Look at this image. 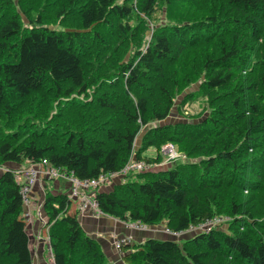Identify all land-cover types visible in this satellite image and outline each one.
Listing matches in <instances>:
<instances>
[{
    "label": "trees",
    "instance_id": "1",
    "mask_svg": "<svg viewBox=\"0 0 264 264\" xmlns=\"http://www.w3.org/2000/svg\"><path fill=\"white\" fill-rule=\"evenodd\" d=\"M178 94L187 118L162 122ZM166 143L186 160L122 173L162 162ZM42 159L117 176L92 193L121 221L182 231L229 216L121 245L126 264H264V0H0V165ZM68 206L48 191L42 202L53 264H108ZM23 210L3 167L0 264H32Z\"/></svg>",
    "mask_w": 264,
    "mask_h": 264
},
{
    "label": "crops",
    "instance_id": "2",
    "mask_svg": "<svg viewBox=\"0 0 264 264\" xmlns=\"http://www.w3.org/2000/svg\"><path fill=\"white\" fill-rule=\"evenodd\" d=\"M25 162L20 165L8 163L3 165V167L15 169L24 165ZM0 170H2V167ZM70 188V182L65 179H51L42 174L32 187L30 205L25 207L23 204V213L28 211L30 213L29 219H31L29 224H26V229L29 237L32 264H53L47 236V225H45L47 219L42 207L47 191L52 194H65L67 196L69 201L68 212L76 213L83 230L100 243L108 264H126L122 258V251L114 247V241L124 239L121 245L127 247L134 243H139L148 237L165 238V232L156 229L151 231L139 229L131 226V222L121 221L103 213L98 215L90 211L81 213L77 208L76 200L70 197ZM188 233H182L175 238L183 239Z\"/></svg>",
    "mask_w": 264,
    "mask_h": 264
},
{
    "label": "built area",
    "instance_id": "3",
    "mask_svg": "<svg viewBox=\"0 0 264 264\" xmlns=\"http://www.w3.org/2000/svg\"><path fill=\"white\" fill-rule=\"evenodd\" d=\"M171 145L169 143L165 144ZM167 146V147H169ZM165 152L169 150V148H164ZM169 156L172 157V153L169 152ZM36 166H29L25 169H17L14 170L15 177L17 181L20 183V193L22 195L23 204L27 207L30 204V193L32 191L33 184L36 181V177L38 173L41 175H45L50 178H62L69 180L72 183L71 186V194L70 197L74 198L77 202V208L80 212L91 211V213L98 215L102 212L98 208L97 201L94 197V193H92L91 187L94 188L102 183L108 176L100 175L98 178L92 179H78L73 176L71 172H67L65 170H60L54 166H51L47 163L46 159H42L41 161L34 163ZM161 163H144L143 161H138L131 159L128 163L124 166L123 170H134V171H142L154 166L160 165ZM29 212L26 211L23 213L24 219H29ZM227 220V219H226ZM224 220V221H226ZM223 221L221 219H216V217H212L206 219L196 225H191L187 229L182 231H171L166 229V232L172 233L174 235H180L185 232H195V231H208L211 228L220 224ZM131 226H134L139 229H146L147 226L141 224L139 222H132L130 223ZM123 243V240H119L116 247H120Z\"/></svg>",
    "mask_w": 264,
    "mask_h": 264
},
{
    "label": "rangeland",
    "instance_id": "4",
    "mask_svg": "<svg viewBox=\"0 0 264 264\" xmlns=\"http://www.w3.org/2000/svg\"><path fill=\"white\" fill-rule=\"evenodd\" d=\"M165 15H164V11L162 10V11H160V10H157L156 11V13L154 14V19H157V21L158 22H162V21H164L165 20ZM53 24V26H55V27H58L59 25H58V23H52ZM152 27H153V23L152 22H149V31H151V29H152ZM192 87H195V85H192ZM191 87V88H192ZM186 90H188V88L186 89ZM181 98V94H178L176 97H175V101H174V104H173V106H172V108H171V111H170V113H169V115L162 121V122H173V121H176V120H183V119H186L187 117H184L182 114H180V112L177 110V108H176V105L178 104V102H179V99ZM201 99H197L195 102H193V103H189V104H187V105H185V107H184V111L186 112V113H190V114H194V113H197L198 111H200L201 109H202V105H201ZM206 112L207 111H205L202 115H204V114H206ZM185 115H187V114H185ZM152 123H154V122H152ZM145 127H143L142 129H144ZM143 131V130H142ZM139 138H140V135L138 136V138H137V140H136V144H135V146H138V143H139ZM169 144H171V143H169ZM167 146H169V145H167ZM165 144H163V145H161V147H160V151H161V153H162V158H161V161L162 162H160L161 164H164V163H168V162H170V161H172V160H174V159H176V158H182V159H185L186 160V156H185V154H183L181 151H179V149H178V147L176 146V145H174V144H171L169 147H167ZM164 148H169V150L167 151V152H165V150H164ZM147 152H149V153H154V152H156V149L155 148H150V149H148L147 150ZM169 152L170 153H172V155H174V156H172V157H170L169 156ZM191 159V158H190ZM3 165H7V163L6 164H2V165H0V169H1V167L3 168ZM29 166H36L34 163H29V162H25V164L24 165H22L21 167H17V168H15V169H13V170H17V169H25V168H27V167H29ZM9 168V167H8ZM11 169V168H10ZM125 172H134V170H128V169H126V170H123V172L122 173H125ZM41 176V173H38V176L36 177V181H38V178ZM50 178V177H49ZM115 178H117V176L116 177H107L105 180H107V182H106V186H108L111 182H112V179L113 180H115ZM51 179H53V178H51ZM57 179V178H56ZM58 179H62V178H58ZM64 180V179H63ZM66 180V179H65ZM104 180V181H105ZM67 181H69V180H67ZM103 181V182H104ZM70 182V181H69ZM102 182V183H103ZM102 183H100L98 186H101V184ZM34 185V184H33ZM111 185V184H110ZM72 186V183L70 182V187ZM91 190L93 189L92 187L90 188ZM70 194H71V188H70ZM30 198V202H31V197H29ZM30 205V204H29ZM28 205V206H29ZM27 206V207H28ZM87 212V211H86ZM91 212V211H90ZM81 213H84V212H81ZM29 217H30V213H29V215H28ZM214 217H216V219H221V220H223V221H221L220 222V224L219 225H221L222 223H224L225 221L224 220H226V219H229V216L228 215H225V214H221V215H219V214H217V215H215ZM47 219V218H46ZM30 220L31 219H26L25 220V222H26V224L28 225L29 224V222H30ZM46 225V224H45ZM148 229V231H151V230H160V231H162V232H164L166 229H168V227L165 225V223H163V222H161V223H159L158 225H155V226H148L146 229H143V230H147ZM168 235H170V233L168 232L167 233ZM172 234V233H171ZM175 236H177L178 237V235H175ZM119 240H123L124 241V239H119ZM119 240H117V241H114V247L116 248V249H119V251H120V247H121V245H120V247H116V245H117V243H118V241ZM32 243H31V240H30V245H31Z\"/></svg>",
    "mask_w": 264,
    "mask_h": 264
}]
</instances>
